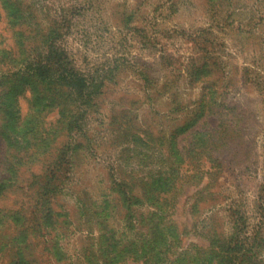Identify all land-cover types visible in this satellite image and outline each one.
Masks as SVG:
<instances>
[{"label": "rangeland", "instance_id": "1", "mask_svg": "<svg viewBox=\"0 0 264 264\" xmlns=\"http://www.w3.org/2000/svg\"><path fill=\"white\" fill-rule=\"evenodd\" d=\"M4 55L0 264H264V0H0Z\"/></svg>", "mask_w": 264, "mask_h": 264}, {"label": "trees", "instance_id": "2", "mask_svg": "<svg viewBox=\"0 0 264 264\" xmlns=\"http://www.w3.org/2000/svg\"><path fill=\"white\" fill-rule=\"evenodd\" d=\"M52 52V53H51ZM50 55L48 56V58H45L46 59V64L47 66H51L52 68H55L56 71L58 74H60L61 76H66L67 73H70V71H68V69H66L65 71H60L61 69L65 68L68 63H69V60L67 59V57L64 55V53L60 52L58 49L55 50V52L57 54H53L54 53V49H52ZM5 59H8V56L4 55V56H1L0 57V64L5 60ZM19 59H14V61H18ZM33 70L34 72V76L33 77H42V78H49L50 74H52L53 71H50V70H47L44 66V68H42V71L39 73V72H35V69L30 67L27 71H25V73H28V74H25L26 76L22 77L23 79L25 78V80L27 78H30L27 77L31 71ZM9 72V71H7ZM7 72H4V73H7ZM73 76L77 77L74 73H73ZM21 80L24 81V80ZM75 80V79H73ZM76 85H80L81 84V79L79 78L77 81H76ZM237 228V227H236ZM244 231V229L242 228H238L236 229V233H234L232 235V240L230 239V243L229 244H226L223 248V251L225 250L227 253H228V257H227V260L231 258V264H243L244 261H246L247 258H251L250 254L254 253V241L256 239V236H252V237H249V236H246L245 238H243V235L244 233H242ZM29 248V247H27ZM257 255V254H256ZM255 255V256H256Z\"/></svg>", "mask_w": 264, "mask_h": 264}]
</instances>
